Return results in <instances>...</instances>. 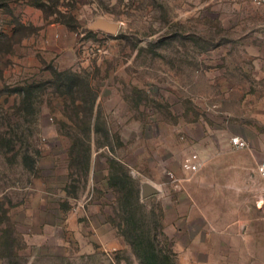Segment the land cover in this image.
Wrapping results in <instances>:
<instances>
[{
  "label": "rangeland",
  "instance_id": "rangeland-1",
  "mask_svg": "<svg viewBox=\"0 0 264 264\" xmlns=\"http://www.w3.org/2000/svg\"><path fill=\"white\" fill-rule=\"evenodd\" d=\"M263 161L264 6L0 0V264H254Z\"/></svg>",
  "mask_w": 264,
  "mask_h": 264
},
{
  "label": "water",
  "instance_id": "water-1",
  "mask_svg": "<svg viewBox=\"0 0 264 264\" xmlns=\"http://www.w3.org/2000/svg\"><path fill=\"white\" fill-rule=\"evenodd\" d=\"M92 31H102L111 35L118 33L120 29V24L111 22L104 18L96 19L89 27ZM161 190L154 184L150 182H145L141 187V199L145 200L155 195L160 194Z\"/></svg>",
  "mask_w": 264,
  "mask_h": 264
},
{
  "label": "trees",
  "instance_id": "trees-1",
  "mask_svg": "<svg viewBox=\"0 0 264 264\" xmlns=\"http://www.w3.org/2000/svg\"><path fill=\"white\" fill-rule=\"evenodd\" d=\"M94 104H95V99L92 98V100L90 101V108H89L90 113H93ZM155 250H156V248L151 244L149 237H140L139 238V243H138V245H136V251L139 253V255L142 252H148L151 255L149 262L143 261V262H141V264H172L171 262H168L167 260H166V262H157L158 259H157V255L155 254L156 253Z\"/></svg>",
  "mask_w": 264,
  "mask_h": 264
},
{
  "label": "built area",
  "instance_id": "built-area-1",
  "mask_svg": "<svg viewBox=\"0 0 264 264\" xmlns=\"http://www.w3.org/2000/svg\"><path fill=\"white\" fill-rule=\"evenodd\" d=\"M249 1L252 2L256 6H264V0H249ZM233 144L235 146H242L240 140L238 139H234ZM197 162H198V159L196 158V156L189 157L185 161L186 169L189 171L195 170L197 168V164H198ZM258 173L260 174L262 178H264V161L259 164Z\"/></svg>",
  "mask_w": 264,
  "mask_h": 264
},
{
  "label": "crops",
  "instance_id": "crops-1",
  "mask_svg": "<svg viewBox=\"0 0 264 264\" xmlns=\"http://www.w3.org/2000/svg\"><path fill=\"white\" fill-rule=\"evenodd\" d=\"M225 258L226 257H224V259ZM223 262H225V260H223ZM254 264H264V255H262V254H256L255 259H254Z\"/></svg>",
  "mask_w": 264,
  "mask_h": 264
}]
</instances>
